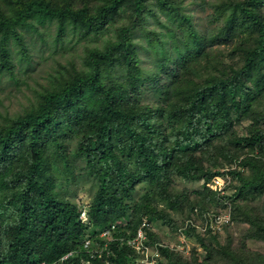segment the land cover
<instances>
[{"label": "trees", "instance_id": "16d2710c", "mask_svg": "<svg viewBox=\"0 0 264 264\" xmlns=\"http://www.w3.org/2000/svg\"><path fill=\"white\" fill-rule=\"evenodd\" d=\"M226 1L214 8L211 22L222 23L212 36L178 0H109L94 12L69 0H22L12 13L0 15V74L16 80L7 41L14 37L24 53L22 29L55 23L58 38L67 28L100 37L119 8L137 11L136 22L120 27L119 41L88 47L86 67L73 66L64 80L57 78L35 103L0 125V264L50 262L78 248L88 231L134 210L129 200L135 199L141 178L143 199L158 194L170 207L188 205L190 194L173 192L171 178L197 180L203 174L209 180L218 174L214 169L239 158L245 170L230 171L240 181L235 184L231 177L226 188L233 192L209 194L216 196L214 203L230 202L232 221L248 225L246 237L264 239V12L258 8L263 0ZM241 20L249 28L247 40L239 30ZM215 44L225 50L214 51ZM149 49L156 58L144 70L140 55ZM145 86L155 92L156 104L139 101ZM84 172L99 183L91 201L79 204L57 187H82V180L69 182ZM202 190L195 201L207 207L213 199L203 206L208 190ZM140 201H133L138 210L154 212ZM82 209L89 224L79 219ZM140 221L131 220L134 229ZM208 232L201 241L207 260L163 248L159 264H264V254L247 243L236 251L230 235L225 243L219 240L222 231ZM158 240L150 232V241ZM123 247H112L116 264H127ZM106 258L92 261L106 264Z\"/></svg>", "mask_w": 264, "mask_h": 264}, {"label": "rangeland", "instance_id": "374dc122", "mask_svg": "<svg viewBox=\"0 0 264 264\" xmlns=\"http://www.w3.org/2000/svg\"><path fill=\"white\" fill-rule=\"evenodd\" d=\"M60 4L64 2V0H56ZM72 4L77 8H82L84 6H88L92 12L98 9L103 3L109 0H69ZM183 2L185 9L191 13L194 17V20L202 26L205 24V32L210 33V36L216 33V27L221 25L222 21H216V27H214V22L211 20L214 19V8L216 9L224 3L226 0H178ZM201 2V3H200ZM227 2V1H226ZM22 3V0H0V15L2 13H12L17 7H19ZM201 5V6H200ZM258 8L264 12V0L258 6ZM218 15V13H217ZM161 20H165L166 18L161 15ZM137 21V11L132 8H128L127 6H123L119 8L117 14L114 16L112 20L107 24L106 30L102 32L100 35L89 34L87 36H83L81 33H74L69 28L66 29V35L63 38H58L57 36V27L55 23H46L45 25L38 26L37 29L28 28L22 29L21 32L25 36L26 42V50L23 53V47H20V44L14 37H10L7 41V47L11 51L12 61L15 65L14 75L16 80L12 78L9 73L3 72L0 74V125L3 126L5 121H8L10 116H15L19 113H22L27 106L35 103L38 99L39 95L45 91V89L51 87L56 81L57 78L59 80H64L66 76H68L70 69L73 66H77L78 68L86 67L85 59L87 57L88 47H103L109 42L110 39L113 41H119L121 36L120 27L126 26L129 28V25H125L127 21ZM150 21H155L153 18ZM146 27L151 28V22ZM240 24L239 30L243 38L246 40L250 38L249 28L243 24ZM122 26V27H123ZM159 29H164L163 26L157 27ZM167 36L171 37V33L165 29ZM254 34L252 36L251 41H253ZM147 44V43H145ZM224 45L215 44L212 49L214 51L217 50H225ZM144 51L141 56V61L139 65L143 67V69H148L152 67L153 61L156 58V52L149 49ZM3 56L1 47H0V62L1 57ZM171 66H169L168 70H170ZM178 70L177 67L173 68V71L176 73ZM127 71V70H126ZM127 75L126 72L123 73ZM64 76V77H63ZM186 82V75H184ZM183 77V78H184ZM114 79V78H113ZM146 86L143 91L144 98L139 101L142 104H156V94L153 90L145 91ZM264 105V103H263ZM247 123L243 124V126H239V132H243L245 130ZM250 154V153H249ZM241 158L231 161L226 166L214 169L215 173L221 174L226 173L230 175L234 181V183H240L238 178L233 177V172L230 171L234 169H238L240 171H244L245 169L242 166H239V161ZM232 170V171H233ZM248 172V171H247ZM69 176V174H67ZM82 179L75 180L69 182L70 177L67 179H61L65 182H69V184L76 185L79 184L82 180V187L66 188L67 185H59L57 187L58 191L63 195H67L75 203H89L91 198H93L94 193L98 189L99 180L94 175H88L86 172L82 174ZM145 177V175H142ZM61 178V176H59ZM175 178H171V186L172 191L178 192V194L189 193V198L191 199L188 205L179 204L178 207L173 208L167 204L166 200L159 201V195L149 196L145 199L142 198L143 193L145 192V186L143 182V178L138 181L136 184L137 187L134 191L135 199L133 201H140V205H148L151 209H154V212L150 213V211L138 210V207L134 206L133 201L129 200V204L134 208L129 210L127 215H124L117 221L124 229L132 231L135 228V225L132 224L131 220L138 221L141 219H148L153 225L152 233L158 235L159 240L157 242L168 243L169 245L177 244L179 242L180 232L178 228L180 226H185V224L192 219V216L200 217L201 229L194 230V232H185L186 242L185 244L190 245L191 250L188 252H184L185 256H194L199 261L207 260L208 253L204 251V247L202 246V236L209 235L208 232H203L202 226L206 222V217L209 214L214 215V219L217 218V215L220 214H228L230 213L231 206L229 205V201H224L220 199V201L224 202V205L221 202H216V196L213 198L209 192L216 191V195L222 194V191L217 190H208V193L204 191L202 195L204 200L201 202L203 206H207L204 204V201H211L212 203L207 207H202L197 204L195 201L197 190H202L204 186L203 179H207L208 177L203 176L201 174L200 178L195 180H186L185 178H181L179 176H174ZM67 180V181H66ZM63 181V182H64ZM168 183V181H166ZM231 189V188H230ZM227 190L228 192H233L232 190ZM203 191V190H202ZM219 194V195H220ZM161 197V196H160ZM221 204V205H220ZM154 215V218L152 217ZM140 221V222H141ZM220 230L222 236L220 235L219 240L226 243L227 237L230 235L231 240L233 241L232 248L237 251L238 248H244V244H248L247 248H250L254 251L260 252L264 254V239L262 238H250L246 237V228L247 224H243L240 222H232L230 224L218 223L215 224ZM225 229V230H224ZM218 234V233H217ZM213 235V233H211ZM227 236V237H226ZM237 248V249H236ZM204 249V250H203ZM254 262H257L255 258Z\"/></svg>", "mask_w": 264, "mask_h": 264}, {"label": "built area", "instance_id": "2783aa9c", "mask_svg": "<svg viewBox=\"0 0 264 264\" xmlns=\"http://www.w3.org/2000/svg\"><path fill=\"white\" fill-rule=\"evenodd\" d=\"M227 183V178L222 175H215L209 180L203 179L202 186L209 191H224L222 193L224 194ZM208 216L202 226L203 232H207L208 230L212 232L220 231L215 224H230V221H232L230 213L217 215L216 219H214L213 214L208 213ZM80 218L83 222L87 221L85 211L81 212ZM200 220L194 221L191 219L185 226L178 228L177 232L179 231L181 235L178 236L180 243L176 244V249L189 253L190 245L187 246L185 244L187 240L185 232H187L189 226H196L198 229H201ZM152 231L153 225L148 219H144L132 231L124 229L117 221H113L109 226L97 230L95 234H87L78 249L69 251L60 259L53 262L41 261L31 264H94L92 259L96 257L104 258L105 255L107 257L106 264H116L110 257L111 255L112 257H117V251L112 248L114 245L117 246L118 250H122L123 246H127L128 253L125 254L127 264H159L160 260H163L161 250L166 246L160 242L150 241V232Z\"/></svg>", "mask_w": 264, "mask_h": 264}, {"label": "clouds", "instance_id": "9594fccd", "mask_svg": "<svg viewBox=\"0 0 264 264\" xmlns=\"http://www.w3.org/2000/svg\"><path fill=\"white\" fill-rule=\"evenodd\" d=\"M216 175H220V176L222 175V176H224L225 178H227V182H228L227 185H228V184L230 183V181H231V176H230V175L227 176V175L224 174V173L216 174ZM214 176H215V175H214ZM214 176H213V177H214ZM210 179H211V178H210ZM227 185H226V186H227ZM212 191H213V190H212ZM226 192H227V188H226ZM226 192H225V193H226ZM222 195H223V194H222ZM82 211H85V209H82ZM82 211H81V212H82ZM81 212H80V215H81ZM85 212H86V211H85ZM86 214H87V213H86ZM80 215H79V219L81 220V222H82L83 224H89L88 216H87V221L83 222L82 219L80 218ZM198 217H199V216H198ZM199 219H200V217H199ZM199 219H198V220H199ZM232 222H233V221H232ZM111 223H112V222H111ZM111 223H110V224H111ZM110 224H109V225H110ZM109 225H107V226H109ZM107 226H105V227H107ZM182 226H183V225H182ZM182 226H180V227H182ZM192 228H195V229L199 230L196 226H189V228H188V230H187V233L191 232V229H192ZM99 230H100V229H99ZM96 232H97V231H96ZM96 232H95V233H96ZM95 233H93V232H91V231H88V233H86V234L84 235L83 238H85V236H86L87 234L93 235V234H95ZM213 233H216V234H217V233H219V231H217V232H213ZM83 238L81 239V242H82ZM154 242H157V241H154ZM160 243H162V242H160ZM81 244H82V243H81ZM81 244H80V245H81ZM163 244L166 246V247H164V248H168L169 250H175V251H180V252H182L181 250L176 249V244H173V245H169L168 243H163ZM177 244H178V243H177ZM80 245H79V247H80ZM79 247H78V248H79ZM78 248H75V249H78ZM75 249H72V250H75ZM72 250H69V251H72ZM162 250H163V248H162ZM162 250H161V253H162ZM190 250H191V247H190ZM190 250H189V251H190ZM69 251H68V252H69ZM68 252H66V253H68ZM66 253H65V254H66ZM183 253H184V252H183ZM65 254H64V255H65ZM64 255H62V256H64ZM62 256H61V257H62ZM61 257H60V258H61ZM162 257H163V259H164V256H163V255H162ZM60 258H58V259H60ZM58 259H57V260H58ZM43 261H45V260H43ZM54 261H55V260H54ZM40 262H41V261H40ZM46 262H48V261H46ZM50 262H53V261H50Z\"/></svg>", "mask_w": 264, "mask_h": 264}]
</instances>
